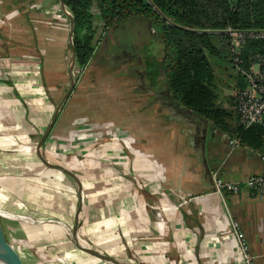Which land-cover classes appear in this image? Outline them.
Returning a JSON list of instances; mask_svg holds the SVG:
<instances>
[{
  "label": "crops",
  "instance_id": "obj_1",
  "mask_svg": "<svg viewBox=\"0 0 264 264\" xmlns=\"http://www.w3.org/2000/svg\"><path fill=\"white\" fill-rule=\"evenodd\" d=\"M11 2L37 3L39 17H32L35 29L40 27L39 22L48 23L49 29L35 34L30 24L15 25L18 33L14 36L25 41L26 46L8 47L7 62L0 59V150L9 151L10 156L15 152L16 156L9 159L10 185L8 193H0V209L24 210L47 218L44 222H31V233L35 237L45 232L42 240L50 249L52 245L55 249L57 246L58 252L69 249L68 264H115L88 252L79 241L121 264H242L234 248L239 234L247 243L254 264H264V197L254 196L246 185L251 176L264 177L260 156L264 147L241 146L231 150L230 135L191 110L174 103L173 115L165 121L167 111L147 108L133 124L92 117L90 127L100 133L111 129L125 140L123 148L117 149L111 143L90 138L95 142L83 148L84 158L71 162L84 178L48 167L42 161L43 145L54 151L60 149L61 141L64 147L70 145L65 138L71 128L69 106L78 85L61 106L50 134L38 150L59 106L56 95L68 75L70 79L73 75L70 24L67 30L65 19L58 12L59 6L64 11L60 0H53L49 7L37 0ZM16 11L15 16L22 15ZM12 16L14 13L7 18L12 20ZM28 35L36 37L32 45L27 42ZM69 50L71 54L67 56ZM143 64L145 67V58ZM5 68L8 79L2 76ZM229 102L223 106L217 100L222 107L235 112V100L229 97ZM80 115L74 127L81 130L89 124L86 114ZM230 123L234 124V120ZM55 131L57 137L53 135ZM37 134V155L29 156L28 149L33 147ZM62 156L56 158L63 160ZM39 160L51 171H35L24 182L21 170L37 169ZM69 165L64 167L68 169ZM214 171L225 181H240V192L224 196L217 193L211 178ZM158 204L163 208L161 223L151 206ZM76 255L81 257L80 261L71 260Z\"/></svg>",
  "mask_w": 264,
  "mask_h": 264
},
{
  "label": "rangeland",
  "instance_id": "obj_2",
  "mask_svg": "<svg viewBox=\"0 0 264 264\" xmlns=\"http://www.w3.org/2000/svg\"><path fill=\"white\" fill-rule=\"evenodd\" d=\"M0 1V50L3 51V53L0 52V59L7 62L8 58L5 56H9L8 54L10 53V50L8 47L12 48L17 46L22 48L26 46L25 41L19 39L18 36H14V33H18V30H15V25L17 26V24L22 23L21 26H29L30 24L31 30H33L35 34L41 33L45 29H49V27L47 25L48 23L39 22L40 27L35 29L36 24H33L32 17H39L37 14V3H27L26 5L19 3V5H17L14 2L12 3L11 0ZM37 1L41 2L43 7H49L53 3V0ZM65 8L67 12L71 14L68 7L66 6ZM17 9L20 13H22V15L20 14L21 16H15ZM59 10L60 11L58 12L61 13L63 15L62 17L65 19L64 23L67 25L68 30L70 17L66 11L61 10L60 6ZM95 11L97 15L98 11ZM245 11L246 17H250L251 19H258L262 12L260 7H254L249 4ZM11 13H14V16H12L14 18L12 20L7 18ZM4 17H6V19H4ZM42 18L46 17L43 16ZM95 23L97 25V34L95 38L96 51L94 58L88 69H82L77 64L73 69L72 76L74 77L76 81L75 85H78V88L75 91V97L69 106L71 117L69 118L68 122L70 124L68 126L71 128L67 131L65 138L68 139L66 142L70 145L64 147V142L60 140L62 145L60 149H55L54 151L51 148L49 149L46 147V145H43V148L41 149L42 156L46 157V159L53 163L68 167L69 164H64V161L70 162V168L68 169L75 173L78 177L79 175L83 177L84 174H80L79 170L74 169V164H71V162L73 160L76 162V160L79 161L81 158H84L82 153H84L83 148L85 146H91L97 140L102 143H111L114 145L113 147H117V149L123 148L124 146L125 138L121 137V140L112 139L117 134L111 129H106L104 132L100 133L94 127H90L89 123H93L90 120L92 117L96 116L97 119L103 118L104 120L113 123L115 121H122L125 124H133V122H138L139 113H143V111L147 108L167 111L165 114L166 116L163 117L165 121H168L174 112L172 110L174 107V101L171 99V95L168 91L164 72L161 70L162 75L159 76V82L156 87L150 86L149 80L146 76H142L146 71L143 64L144 58L147 59L152 55L158 57L159 59L164 57L162 43H160V40L157 38L155 41L154 32L148 28V23L145 24L143 22L132 21L128 22L127 25L123 24L121 26H114L116 28H112V24L115 22H113L109 27H105L103 22L96 18ZM45 31L43 33H45ZM28 37L29 40L27 38V42L30 45H32L31 43L36 42V37L33 38L29 35ZM22 38H25V36ZM215 43L217 47L222 45L218 39L215 40ZM3 46H5V48H3ZM12 51H14V49H12ZM66 54L67 56H70L71 51H67ZM72 57L73 55H71L70 60H72ZM210 60L213 64L216 75V92L218 102L224 106L226 103H230L229 97H232L235 100L236 93L239 88H241L239 78L236 74L238 72L233 69L232 63H230L228 59L210 57ZM164 66L166 67V64ZM3 72H5L2 74L3 78L8 79V69H3ZM70 85L71 79L68 75L67 82H65L63 88L60 90L58 89L59 91L56 95V106L61 103ZM234 106L235 105L232 106V109ZM79 109L82 112H78ZM79 113L86 114L85 119H87L89 124L84 125L81 130L79 126L74 127L78 123L79 118L82 117ZM161 113L163 112L161 111ZM53 135L57 137V131L53 132ZM73 136L75 137V140L71 141L70 139L73 138ZM92 137H95V141L94 139H90ZM39 140L40 135L34 139V144L32 145L33 147H31L28 143L31 147L28 149L31 151L29 156L33 154L37 155L36 145ZM78 143H85L86 145H80L81 147H78ZM21 150L23 151V148ZM52 151L54 155L49 156ZM16 155L18 154L16 153ZM59 155H63L61 158L63 160L57 159L58 157L56 158V156ZM15 157V152L12 153V156H10L9 151L0 150V193L7 191L8 186L10 185L9 159H13ZM38 162L41 164L35 170H33V168H25L26 170H21V174L23 176L22 180L24 182H28L29 177L32 178L35 171H37V173L41 170L51 171L52 168L49 169L48 167H45L40 160ZM13 163L16 164L17 162L14 160ZM24 163L28 164V162ZM114 163L121 165L120 162ZM121 166L123 167V165ZM12 213L19 214L21 216H28L34 220L39 219L29 211L21 210L13 211ZM51 219L56 220V218ZM30 225L31 221H12L0 216V237L4 238V240L8 243H13L16 247H24L23 250L25 252V258L21 255V257L17 258L16 264H68V255L66 252H68L69 249L65 252H58L57 246L55 249L54 245H52L50 249V246L48 247L46 241L44 242V240H42V237L45 236V232L44 235L38 234L34 237V234L31 233L32 229L30 228L33 225ZM65 234L67 235L68 233L65 231Z\"/></svg>",
  "mask_w": 264,
  "mask_h": 264
},
{
  "label": "trees",
  "instance_id": "obj_3",
  "mask_svg": "<svg viewBox=\"0 0 264 264\" xmlns=\"http://www.w3.org/2000/svg\"><path fill=\"white\" fill-rule=\"evenodd\" d=\"M73 18V44L76 64L89 66L96 51V18L105 27L128 22H143L162 43L164 57L145 59V76L152 87L158 84L161 70L171 99L176 105L209 120L230 139L240 138L241 146L264 147V122L244 127L233 110L217 103L216 75L210 57L228 59L245 88V76L235 59L249 65L250 55H264V40L246 43L241 55L231 44L229 29H264V0H63ZM260 7L258 19L246 17L247 6ZM260 5V6H259ZM98 14L96 15V11ZM254 19V20H253ZM156 29V30H155ZM220 40L217 47L215 40ZM166 64V67L164 66ZM147 74V75H146ZM148 76V77H147ZM234 120V124L230 121ZM229 143V141H228Z\"/></svg>",
  "mask_w": 264,
  "mask_h": 264
},
{
  "label": "built area",
  "instance_id": "obj_4",
  "mask_svg": "<svg viewBox=\"0 0 264 264\" xmlns=\"http://www.w3.org/2000/svg\"><path fill=\"white\" fill-rule=\"evenodd\" d=\"M227 32L229 33L231 44L239 56L243 46L249 41L264 40V29H229ZM235 61L237 69L242 72L247 81V86L239 88L235 96L234 109L239 123L244 127L261 124L264 122V55L261 53L250 55L247 68L241 66L243 60L240 57H237ZM112 139L121 140V136L115 135ZM228 145L231 150L241 147V139H229ZM260 156L264 161V150ZM211 178L215 191L222 196L226 193H239L241 190L242 183L240 181H225L217 171L211 174ZM246 185L251 189L254 196L264 197L263 176L254 175L249 177ZM151 206L154 210V215L159 219L158 223H161L163 216L162 206L159 204ZM235 243L234 248L237 259L242 264H254L248 245L240 234L236 236Z\"/></svg>",
  "mask_w": 264,
  "mask_h": 264
},
{
  "label": "water",
  "instance_id": "obj_5",
  "mask_svg": "<svg viewBox=\"0 0 264 264\" xmlns=\"http://www.w3.org/2000/svg\"><path fill=\"white\" fill-rule=\"evenodd\" d=\"M60 4H61L62 9H63L64 11H66V13H67V14L69 15V17H70V35H69V39H70V40H69V41H70L71 49H72V52H73V57H72L71 65H70V71H71V73H72V71H73V69H74V66L76 65V54H75V47H74V44H73V28H74V26H73V18H72V16H71V14H70L69 12H67V10H66V8H65L66 5H65V3H64L63 0H60ZM75 83H76V81H75L74 77H73L72 74H71V85H70L68 91L66 92V94L64 95V97H63L61 103H60L59 106L57 107V109H56V111H55V113H54V116H53V118H52V121H51L49 127L47 128V130L45 131V133H44L43 136L41 137V140H40V142H39V144H38V150L41 149V147H42V145H43V142L45 141V139H46V138L48 137V135L50 134V132H51L53 126H54V123H55L56 120H57V117H58L59 111H60V109H61V106L64 104V102L68 99V97H69L70 94L72 93V91H73V89H74V87H75ZM184 114L187 115V113H184ZM40 157H41L42 161H43L48 167L59 168V169H61L62 171H64L66 174L75 177L74 173L71 172L70 170H68L67 168H65L64 166L59 165V164H57V163H52V162L46 160L41 154H40ZM205 163L208 164L207 161H205ZM0 216H1V215H0ZM73 235L76 236V229L73 231ZM0 241H2V242H4V243H8V242H6V240H4V238H2V237H0ZM83 248H84L85 250H87L88 252H90V253H92V254H94V255H97V256H99V257H101V258H103V259H105V260H107V261H111V262H113V263H115V264H121V263H119L117 260H115L114 258H112V257H110V256H107V255H104V254H101V253H99V251H97V250H95V249H92V248H90V247H83ZM1 259L5 260V261L8 262V263H14V264H16V260H17L16 255H15L14 252H12L11 250H6V251H4V253L1 254Z\"/></svg>",
  "mask_w": 264,
  "mask_h": 264
},
{
  "label": "bare ground",
  "instance_id": "obj_6",
  "mask_svg": "<svg viewBox=\"0 0 264 264\" xmlns=\"http://www.w3.org/2000/svg\"><path fill=\"white\" fill-rule=\"evenodd\" d=\"M0 215L6 219H10V220H20V221H26V222H34V223H39V222H44L47 221V218L41 217L37 220H34L33 218H30L28 216H21L19 214H15L12 213L6 209H0ZM79 245L83 248V247H89V245L85 242H81L79 241ZM24 247L20 246V247H16L13 243H4L2 241H0V264H14V263H8L5 260L1 259V254L4 253V251L6 250H11L12 252H14V254L16 255V258L22 257L25 258V252H24ZM20 253V254H19ZM73 261H80L81 257L78 255H76L75 257L72 258Z\"/></svg>",
  "mask_w": 264,
  "mask_h": 264
},
{
  "label": "flooded vegetation",
  "instance_id": "obj_7",
  "mask_svg": "<svg viewBox=\"0 0 264 264\" xmlns=\"http://www.w3.org/2000/svg\"><path fill=\"white\" fill-rule=\"evenodd\" d=\"M148 28H149V26H148ZM142 76H144V77H145V74H144V75H142Z\"/></svg>",
  "mask_w": 264,
  "mask_h": 264
}]
</instances>
